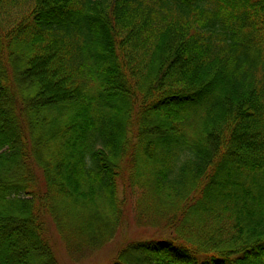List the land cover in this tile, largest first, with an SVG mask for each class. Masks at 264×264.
<instances>
[{"label": "trees", "instance_id": "16d2710c", "mask_svg": "<svg viewBox=\"0 0 264 264\" xmlns=\"http://www.w3.org/2000/svg\"><path fill=\"white\" fill-rule=\"evenodd\" d=\"M18 78L50 128L29 147L45 206L101 231L132 162L167 220L136 241L145 264H264V0H0V264L43 241L17 181Z\"/></svg>", "mask_w": 264, "mask_h": 264}, {"label": "rangeland", "instance_id": "374dc122", "mask_svg": "<svg viewBox=\"0 0 264 264\" xmlns=\"http://www.w3.org/2000/svg\"><path fill=\"white\" fill-rule=\"evenodd\" d=\"M17 69L21 71L22 65ZM18 79L21 82L17 83V88L13 90L15 95L10 91V96L15 97V100L18 98L19 102L10 101L15 113L13 111V119L10 115L9 117L11 124L15 122L18 132L27 134L23 136L22 148L25 150V158L21 162L23 171L26 169V175L17 176V181L24 187L22 195L35 204L33 219L41 222L35 227L41 231L40 240L43 241L39 243L40 245L33 240L22 242L32 247L30 251L33 250L35 253L34 264H112L116 259H121L124 264H145L146 255L136 248V241L153 234L160 236L159 232L163 230L161 228L165 227L167 220L162 217L161 213L164 212L153 211V208L148 209L143 205L141 187L136 184L137 180L133 174L135 167L131 166L134 163L122 161L123 167L128 166V170L125 171V177L117 175L119 208L114 214L107 213L104 229L101 228V231L97 230V225H92L94 222L83 220L82 217L85 215L82 214L84 210L81 208L72 207L73 210L65 208V203L55 200L50 207L44 205L45 199L41 196L45 190L42 163L31 156L33 151L31 152L29 147L36 145V137H40L42 133L47 135L50 128L43 126L44 128L39 130L30 124L31 115H26V110H23L24 105H31V100L25 97L28 94V90L25 89L27 84L21 80L22 78ZM15 103L21 104L22 109H17ZM45 114L48 116L50 113L48 111L41 113L42 119ZM27 143L29 144L26 147ZM41 202L43 205L40 206L44 213L38 208ZM25 227L28 228L29 225ZM45 241L47 245L44 244Z\"/></svg>", "mask_w": 264, "mask_h": 264}]
</instances>
